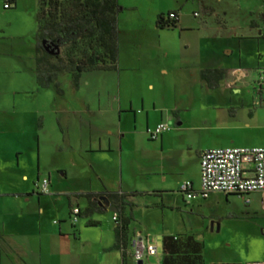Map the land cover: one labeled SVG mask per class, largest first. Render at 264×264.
<instances>
[{
  "label": "crops",
  "instance_id": "obj_1",
  "mask_svg": "<svg viewBox=\"0 0 264 264\" xmlns=\"http://www.w3.org/2000/svg\"><path fill=\"white\" fill-rule=\"evenodd\" d=\"M15 2L17 6L18 0ZM135 30L138 34L139 31L149 33L150 40L146 45L132 42L126 48L120 37L119 68L91 72L107 73L104 79L111 87L116 83L118 92H109V86H104L110 98L109 103L104 105L102 91L95 84L98 102L90 97L80 98L87 122L96 126L89 132V150L105 154L108 164H120L122 173L120 189L105 185L102 191L88 192L100 196L106 195V191L127 194L126 201L132 204L126 206L127 212L133 214V220L136 219L135 208L141 206L178 210L181 201H186L184 196L181 200L176 195L184 193L182 186L187 181L192 182L194 191H198L202 152L211 148L264 146L247 144L255 136L249 133L252 126L247 120L259 111L249 110L244 90L250 88L247 83L255 82L258 75L256 69L225 63L214 55L217 51L215 47H212L213 54H207L202 38L192 35L195 29L182 23L175 29L161 28L157 24L155 28L136 27ZM163 32L166 33L165 38H162ZM150 33H158L159 40ZM18 46L16 54L10 52V48H6L8 44L0 37V57L11 54L25 67L23 72H36L37 78V39L29 45L21 42ZM139 47L142 50L137 51ZM213 68L226 70L224 79L215 88L201 75L204 69ZM92 77L95 80L96 76ZM91 82L88 80V84ZM75 86L78 87L79 83ZM253 88L258 90L255 105L264 107L260 86L255 84ZM162 122L170 123L171 128L152 138L149 130H154ZM1 154L0 151V161ZM253 173L254 165L247 164L245 175ZM28 180L29 176L23 174L22 181ZM42 182L38 179L37 192L29 193L18 189L5 190L8 184L0 178V264H124L123 251L113 248L116 241L115 221L113 226L103 216L94 214L88 223L71 220L63 227L64 221L59 217V231L46 229L45 223L53 221L56 216L47 212L46 203L55 194L49 191L50 187L48 192H43ZM33 194L39 198L38 213H9L10 198L19 200L23 197L24 202H30ZM139 197H146L149 201L143 202ZM199 197L192 198L195 200L190 209V213L199 218L198 233H193L198 224L192 218L189 223L184 220V224L171 225L163 220L157 227L143 224L142 228L134 227L132 231L129 227V250L132 254L133 240L141 234L146 241L154 240L160 246V254L146 257L148 263L144 259L143 264H163L164 238L179 237V245H184L188 242L186 236L193 235L197 241L204 243L206 264V241L210 233L220 237L217 244L212 242V263L264 261V192H254L248 197L213 192L202 200ZM191 203L187 201V204ZM102 225L107 226L106 233L99 229ZM90 228L95 230L90 232L87 230ZM135 260L134 254L130 255L126 264H135Z\"/></svg>",
  "mask_w": 264,
  "mask_h": 264
},
{
  "label": "rangeland",
  "instance_id": "obj_2",
  "mask_svg": "<svg viewBox=\"0 0 264 264\" xmlns=\"http://www.w3.org/2000/svg\"><path fill=\"white\" fill-rule=\"evenodd\" d=\"M118 3L124 8L119 15V25L120 37L126 48L132 42L144 46L150 40L149 33L139 31L138 34L136 27L155 28L160 14L167 15L177 11L180 23L195 29L190 34L197 39L202 38L203 49L207 54H213L212 47H215L217 51L214 55L227 64H241L244 68L256 69L258 75L264 70V37L260 35V30L264 27V0H118ZM41 7V0H18L17 6L11 9H5L0 3V37L8 44L6 48H10V52L16 54L21 42L26 45L34 42ZM151 35L159 40L158 33ZM165 36L166 33L163 32L162 38ZM140 49L141 47L137 51ZM0 61V178L8 184L4 189L32 193L37 192L38 179L39 182L49 180V191L55 195L46 203L47 212L56 215V222L52 224L54 220L47 221L45 224L48 230L59 231V217L64 221L63 227H66L71 220L74 221V208L80 206L84 216L80 217V212L77 223L79 220L88 223L95 214L103 216L114 226L112 211L84 214L87 201L81 194L102 191L105 185H114L116 189H120L122 173L120 164H108L105 154L89 150V132L95 130L96 126L87 122L80 98L90 97L98 102L99 95L95 88V84H98L102 91V102L106 105L110 100L106 87L109 86V92L116 93L118 85H108L104 79L107 73L87 71L83 72L78 87L74 85L71 74L65 73L60 77L62 92L55 86L50 89L40 88L36 72H23L25 67L21 66L19 60L11 57V54H2ZM258 75L255 82H250L252 86L247 83L246 86L250 88L244 90L249 110L259 111L247 120L253 131L248 130L249 133L255 135L247 142L248 145H264V107L255 105L258 90L253 88L255 84L259 86ZM92 76H96L95 80ZM88 80L92 82L88 84ZM76 88L80 90L76 91ZM23 174L29 176L28 181H22ZM177 196L181 200L184 196L186 202L181 201V207L174 211L170 208L147 209L136 206V219L132 220L130 230L134 227L142 228L143 224L157 227L163 220L171 225L184 224V220L189 223L192 218L198 224L193 233H198L199 218L190 213L195 199H188L184 193ZM199 199L202 200V197ZM139 200L149 201L146 197H139ZM187 201L192 203L187 204ZM8 203L10 214L38 213L40 206L37 194L32 195L30 202H24L22 197L19 200L10 198ZM99 229L106 233L107 226L102 225ZM87 230L91 232L95 229ZM219 241L218 234L207 235L206 264H216L211 262L210 251L212 242L217 244ZM129 249L131 250V245ZM135 262L138 264L136 260Z\"/></svg>",
  "mask_w": 264,
  "mask_h": 264
},
{
  "label": "trees",
  "instance_id": "obj_3",
  "mask_svg": "<svg viewBox=\"0 0 264 264\" xmlns=\"http://www.w3.org/2000/svg\"><path fill=\"white\" fill-rule=\"evenodd\" d=\"M38 14L37 79L41 88L55 86L62 92L60 77L65 73L73 76L78 85L80 75L87 71H115L119 68L120 25L119 15L124 9L118 0H41ZM16 6V2H15ZM48 6V8H47ZM157 24L161 28H176L180 24L177 11L160 14ZM49 48V49H48ZM50 50H55L51 53ZM202 78L213 88L226 75L225 69H204ZM105 194L117 206L115 221V249L123 251L124 264L133 254L129 250L131 238L129 227L133 214L127 212V194L106 191ZM88 202L85 215L106 211L100 206L98 194H81ZM83 211H81L82 214ZM93 224V222H90ZM188 242L179 245V237L163 240V264H205L204 243L193 235L186 236Z\"/></svg>",
  "mask_w": 264,
  "mask_h": 264
},
{
  "label": "built area",
  "instance_id": "obj_4",
  "mask_svg": "<svg viewBox=\"0 0 264 264\" xmlns=\"http://www.w3.org/2000/svg\"><path fill=\"white\" fill-rule=\"evenodd\" d=\"M0 2L5 9L15 7V0H0ZM261 36L264 37V27L261 29ZM259 78L260 90L264 94V70L259 73ZM170 128V123L162 122L149 132L155 139ZM247 164L254 165V173L251 176L245 175ZM41 188L43 192H48L49 180L45 179ZM182 191L189 199L199 196L206 198L213 192L239 194L246 197L254 192H264V146L211 148L202 152L200 189L194 191L192 182L187 181L183 184ZM80 212L79 207L74 208V222L78 220ZM113 219L118 220L116 213ZM133 248L137 262L160 254V246L157 242L146 241L141 234L133 240ZM249 264H264V261H253Z\"/></svg>",
  "mask_w": 264,
  "mask_h": 264
},
{
  "label": "water",
  "instance_id": "obj_5",
  "mask_svg": "<svg viewBox=\"0 0 264 264\" xmlns=\"http://www.w3.org/2000/svg\"><path fill=\"white\" fill-rule=\"evenodd\" d=\"M50 52L55 53V50H50ZM169 119L171 120V118ZM99 199H100V202H99L100 206H105L106 209H109L110 211H113V212L119 211V209L116 206L112 205V202L107 195H101ZM138 264H143V261H139Z\"/></svg>",
  "mask_w": 264,
  "mask_h": 264
},
{
  "label": "flooded vegetation",
  "instance_id": "obj_6",
  "mask_svg": "<svg viewBox=\"0 0 264 264\" xmlns=\"http://www.w3.org/2000/svg\"><path fill=\"white\" fill-rule=\"evenodd\" d=\"M99 198H100V195H98V197H96L97 201H100V199H99Z\"/></svg>",
  "mask_w": 264,
  "mask_h": 264
}]
</instances>
